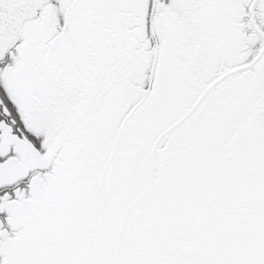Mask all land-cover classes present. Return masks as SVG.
Masks as SVG:
<instances>
[{"label": "snow or ice", "instance_id": "1", "mask_svg": "<svg viewBox=\"0 0 264 264\" xmlns=\"http://www.w3.org/2000/svg\"><path fill=\"white\" fill-rule=\"evenodd\" d=\"M0 264H264V0H0Z\"/></svg>", "mask_w": 264, "mask_h": 264}]
</instances>
